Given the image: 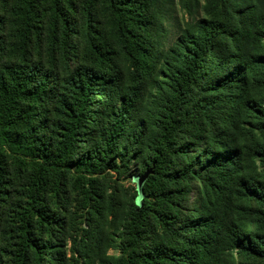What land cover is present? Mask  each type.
<instances>
[{
    "label": "trees",
    "instance_id": "1",
    "mask_svg": "<svg viewBox=\"0 0 264 264\" xmlns=\"http://www.w3.org/2000/svg\"><path fill=\"white\" fill-rule=\"evenodd\" d=\"M69 245L264 264V0H0V264Z\"/></svg>",
    "mask_w": 264,
    "mask_h": 264
},
{
    "label": "rangeland",
    "instance_id": "2",
    "mask_svg": "<svg viewBox=\"0 0 264 264\" xmlns=\"http://www.w3.org/2000/svg\"><path fill=\"white\" fill-rule=\"evenodd\" d=\"M177 13H178V16H179L180 20H187V19H188L187 16L185 15V13H184L180 8L177 9ZM76 53H77V55L82 54V46H81V45H77V46H76ZM125 185H126V187H134V188H136V184H134V183H132V182H127V183H125ZM74 212H75V211H74ZM77 224L79 225V224H80V221H78ZM64 253L67 254V259H68L69 261H71L70 264H85L84 260H81V259L79 258V256H78L77 254H75V253L71 250V245L67 246V247L64 249ZM73 253H74L76 259L78 260L77 262H75V261H74L75 259L73 260V258H72ZM110 254H111V255H118L119 252H112V251H111ZM236 258L238 259V256H236ZM45 262H46V264H47V263H48V259H46Z\"/></svg>",
    "mask_w": 264,
    "mask_h": 264
},
{
    "label": "water",
    "instance_id": "3",
    "mask_svg": "<svg viewBox=\"0 0 264 264\" xmlns=\"http://www.w3.org/2000/svg\"><path fill=\"white\" fill-rule=\"evenodd\" d=\"M151 171H148L144 174V176L138 178L136 180V184H137V190H138V193H139V196H138V199H137V203L139 205V207H141V201L143 199V186L148 178V176L150 175Z\"/></svg>",
    "mask_w": 264,
    "mask_h": 264
}]
</instances>
